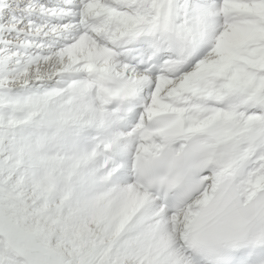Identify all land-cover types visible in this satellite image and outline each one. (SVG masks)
<instances>
[{"label": "snow or ice", "instance_id": "snow-or-ice-1", "mask_svg": "<svg viewBox=\"0 0 264 264\" xmlns=\"http://www.w3.org/2000/svg\"><path fill=\"white\" fill-rule=\"evenodd\" d=\"M0 264H264V0H0Z\"/></svg>", "mask_w": 264, "mask_h": 264}]
</instances>
